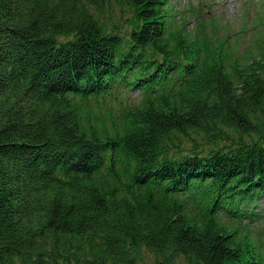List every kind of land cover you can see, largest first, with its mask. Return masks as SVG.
<instances>
[{
	"label": "trees",
	"instance_id": "1",
	"mask_svg": "<svg viewBox=\"0 0 264 264\" xmlns=\"http://www.w3.org/2000/svg\"><path fill=\"white\" fill-rule=\"evenodd\" d=\"M200 21L0 0V264H264V44Z\"/></svg>",
	"mask_w": 264,
	"mask_h": 264
},
{
	"label": "rangeland",
	"instance_id": "2",
	"mask_svg": "<svg viewBox=\"0 0 264 264\" xmlns=\"http://www.w3.org/2000/svg\"><path fill=\"white\" fill-rule=\"evenodd\" d=\"M180 15L201 14L205 24L218 37L230 36L240 54L264 44V0H171ZM188 10V12H187ZM256 29L236 32L241 28ZM260 39V40H259ZM238 43V44H237ZM147 264H158L147 255ZM176 264H185L178 261Z\"/></svg>",
	"mask_w": 264,
	"mask_h": 264
}]
</instances>
